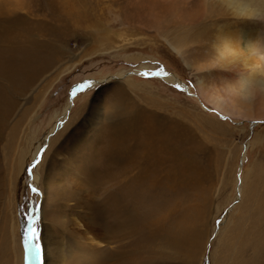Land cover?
I'll list each match as a JSON object with an SVG mask.
<instances>
[{
	"label": "rangeland",
	"instance_id": "obj_1",
	"mask_svg": "<svg viewBox=\"0 0 264 264\" xmlns=\"http://www.w3.org/2000/svg\"><path fill=\"white\" fill-rule=\"evenodd\" d=\"M189 3L0 0V94L9 101L0 108V264H264V90L218 77L213 40L197 38L204 26L187 20ZM253 22L246 28L264 26ZM131 110L132 153L121 164L105 150ZM143 115L179 133L178 152L169 150L164 174L124 176L133 153L141 161L152 150L141 143ZM130 180L160 184L167 209L152 218L135 201L119 208ZM76 216L100 237L98 256L81 246L83 228L73 234Z\"/></svg>",
	"mask_w": 264,
	"mask_h": 264
},
{
	"label": "bare ground",
	"instance_id": "obj_2",
	"mask_svg": "<svg viewBox=\"0 0 264 264\" xmlns=\"http://www.w3.org/2000/svg\"><path fill=\"white\" fill-rule=\"evenodd\" d=\"M174 1L181 3L183 7L187 4H190L189 3L190 1L192 2L193 5H196L195 10H193L191 15L188 16V19L185 18L186 16H184L183 18L187 19L188 21H194L195 20L196 24H198L200 26L201 25L204 26V28L201 29V33L197 35L198 39L202 38L204 35L207 34V43L210 39L213 40V42L211 44V48H212V51L216 52L215 54L217 55V58H218V65L217 66L221 70L225 71L222 74H220L218 72V77H221L220 75H224V76H222V78L227 80V77H229L228 72H230L232 74V77L235 80H238L237 83L239 84L238 86H240L241 89L248 90L251 93L252 92L257 93L259 90H264V26L262 27V29H259V30H249L246 28V25L248 23H250L252 25H256V23L253 21H258V20L264 21V0H173V2ZM171 4H173V3H171ZM173 7H175V6H173ZM199 9L202 10V13H201L202 16H200L197 13V11ZM258 18H260V19H258ZM250 21H252V22H250ZM207 23H209L210 25H207ZM189 25L193 26V24L191 22H189ZM256 27H257V25H256ZM259 28H260V26H259ZM209 46H210V44H209ZM211 48L209 47L210 52H211ZM173 50L176 51V53H178V51L175 48H173ZM211 63L216 64L215 61H212ZM145 70H146V68L141 67L139 73L142 75H146ZM118 75L122 77L121 73H119ZM167 75L170 77L160 75L161 76L160 78L165 80V81L171 82V83H176V84L179 83L177 81V79L174 78L173 75H171V74H167ZM127 80H130V79H127ZM90 82L93 85L97 84V81H90ZM27 83H28V81H27ZM197 86H198L200 93L205 94L202 84L199 83ZM81 88L82 87L76 88L72 92V94L70 95V98L64 107L63 116H66L68 114V112L70 111L71 103L73 101V97ZM229 88H231V87H229ZM209 96L211 98H216L215 100L218 103H219L218 100L222 99V97L220 95H216L214 92L211 93ZM8 103H9V101H6V98L0 94V104H1L0 108L2 109V107H3V109H4V107L7 106ZM212 105L214 107H216L219 111H222L221 107L218 106V104H216V102H213ZM123 113H124V111H123ZM129 113L131 115L130 114L128 116L125 115L126 118H124V120L122 121L123 122L122 124L120 123V124L115 126V130H116L115 137L114 138L109 137V139L107 140L108 146L105 150V153L109 152L108 153L109 157H113L115 159H118V160H120V162L122 161L121 164L126 163L128 161L130 152L132 153V151L129 150L130 148H128V146H126L127 143L125 142V136L127 137V135H128L127 131L130 130L129 129L130 126L131 127L133 126V123H131V122H136L135 118L133 117L136 115L133 113L132 110L129 111ZM125 114H127V113H125ZM138 117L140 118V116H138ZM1 118H2V116L0 115V119ZM142 121L145 125H144V127L140 126L139 129L145 130V132L143 133V137L141 138V143L145 144L146 146H148L152 150L150 152H148L147 154H145L144 158L142 157L141 161L139 160V156L141 153L140 152L139 153H133L136 156V159L138 158V160H135L131 163H128L127 169H122V170H127V171L123 172L122 175H124V176L128 172H131L133 170H141L144 168L146 169L147 173L150 172L149 170H151V171L155 172L152 174H156L158 172L160 173V171L162 170L161 172H163L162 174H164V172H166V171H163L162 167L164 166V164L167 160L166 156L168 155L169 150L172 152H175L174 155L175 154L177 155L176 152H178L177 148H179V146H176V145H177V142L179 141V133L176 132L172 126L168 127L165 124L161 125V124H159L160 122L156 123L152 119L145 120L144 115L142 116L139 123H141ZM125 131H126V133H125ZM132 131H133V129H132ZM110 138L112 140H110ZM168 148H170V149H168ZM58 156L59 155H58L57 151L53 152V154H52L53 158H56ZM34 157H35V155L33 154V158ZM138 161L143 162L142 166L140 165V162L138 163ZM183 161H184L183 163L180 162V163H178V165H181V164H182V166L183 165L184 166L189 165L188 160L185 161V159H184ZM71 167L73 168V166H71ZM159 173L157 175H159ZM167 174H169V173H167ZM175 175L177 176L176 173H175ZM148 177H149V174H148ZM156 177H154L153 182L155 181ZM179 177H181V176H179ZM37 178L38 177L35 176L36 180L39 179V178L38 179ZM115 178H117V177H115ZM102 179H104V177ZM130 181L131 182H129L128 186L126 188H124V189H128V192L124 196L126 199L124 197H123L124 200H121L122 199L121 197L115 198L116 204H117V206H119V208L122 205L123 206L125 205V204H123V201L125 203H126V201H135V202H138L137 205H139L141 208H143V206L144 207L146 206V208L143 211H144V213H148L146 215H151L152 218L158 216L161 212H163L165 209H167L166 204L163 203V201H162V198L165 194H162V192L159 190V189H161V187H159L160 184L157 185L155 188L153 186V184H151V183L139 184V183L133 182L132 180H130ZM149 181H150V179H149ZM141 182H143V181L141 180ZM131 183H135V185L131 186ZM170 204L172 205L171 202H170ZM135 216H138V215L135 214ZM158 219L159 220L161 219L160 216ZM130 220H131V218L129 219V221ZM155 220L157 221V219H155ZM71 221L72 222L70 225H72V232L75 235V237L79 238V234H80L79 232H80L81 228H83V230L85 232V236L86 235L89 236L88 238L87 237L84 238L86 243L83 244V242H82L83 245H81V246H83L84 248L85 247L88 248V250L91 251L92 254H94L95 256H98L99 245L102 246L101 245L102 243L99 241L100 237L96 234V231H94L92 226L89 224L90 222L85 221V217L80 218L77 216L74 219H72ZM151 222L152 221H150V224H151ZM155 222L153 224H155ZM116 223H117V221H116ZM120 224L118 222L117 225L119 226ZM122 226H125V224H123ZM151 226H152V224H151ZM161 226H162V224H161ZM117 228H116V230H117ZM131 228H133V227H131ZM100 230H102V229H100ZM120 233H121V231H120ZM123 234H124V232H123ZM82 235H83V233H82ZM80 239H82V237ZM105 242H106V240H105ZM105 248H103V249H105ZM120 248H122V247L120 246ZM108 250H109V248H108ZM47 251H49V252H47L48 255L52 256L50 250L47 249ZM105 252H106V254L108 253V251H104L103 254H105ZM112 252H115V251H112ZM80 253H82V255L84 257H86L85 255L88 256L90 254V252L88 254L87 251H84L81 248H80ZM110 256H111V254H110ZM120 257H119V259H120ZM127 260H130L131 263H129V261L127 262ZM127 260L125 262L122 259V261H124V264H133L134 263V262H132L133 260L131 259L130 256L127 258ZM109 264H111V263H109ZM148 264H150V263H148Z\"/></svg>",
	"mask_w": 264,
	"mask_h": 264
},
{
	"label": "snow or ice",
	"instance_id": "obj_3",
	"mask_svg": "<svg viewBox=\"0 0 264 264\" xmlns=\"http://www.w3.org/2000/svg\"><path fill=\"white\" fill-rule=\"evenodd\" d=\"M157 74H158V73H157ZM33 190L35 191V189H33ZM30 232H31L32 239L34 240V239L36 238V233H35L34 230H31V229H30ZM38 251H39V248H38V246H37V248H36V252H37V254H38Z\"/></svg>",
	"mask_w": 264,
	"mask_h": 264
}]
</instances>
